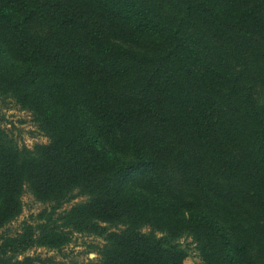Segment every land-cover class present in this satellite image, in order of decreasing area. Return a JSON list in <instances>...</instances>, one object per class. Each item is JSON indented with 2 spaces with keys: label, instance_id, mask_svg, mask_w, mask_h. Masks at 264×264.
<instances>
[{
  "label": "trees",
  "instance_id": "1",
  "mask_svg": "<svg viewBox=\"0 0 264 264\" xmlns=\"http://www.w3.org/2000/svg\"><path fill=\"white\" fill-rule=\"evenodd\" d=\"M0 95L48 140L0 127V264H264V0H0Z\"/></svg>",
  "mask_w": 264,
  "mask_h": 264
},
{
  "label": "rangeland",
  "instance_id": "2",
  "mask_svg": "<svg viewBox=\"0 0 264 264\" xmlns=\"http://www.w3.org/2000/svg\"><path fill=\"white\" fill-rule=\"evenodd\" d=\"M0 127L17 142L19 146L32 148L34 145L46 144L48 140L38 130L33 122L31 113L17 105L9 96L0 95ZM84 198H77L66 204L63 210L67 211L75 204L83 202ZM46 210V205L37 202L30 192L25 191L21 200V213L19 217L0 231V234L14 236L32 227L37 217ZM62 210V211H63ZM143 232L149 231L147 228ZM178 243L187 252L183 264H204L195 250L189 237L183 236ZM104 245L103 237L73 232L69 242L61 250L44 247L32 248L25 253L26 256H39L41 259L51 258L48 264H88L98 258V249Z\"/></svg>",
  "mask_w": 264,
  "mask_h": 264
}]
</instances>
